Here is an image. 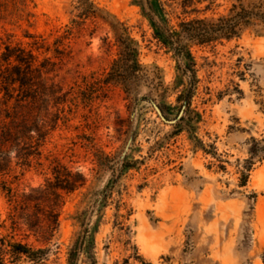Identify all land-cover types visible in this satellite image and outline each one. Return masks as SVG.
I'll return each instance as SVG.
<instances>
[{"label": "rangeland", "instance_id": "374dc122", "mask_svg": "<svg viewBox=\"0 0 264 264\" xmlns=\"http://www.w3.org/2000/svg\"><path fill=\"white\" fill-rule=\"evenodd\" d=\"M7 45L0 239L42 252L5 264H264V0H0Z\"/></svg>", "mask_w": 264, "mask_h": 264}, {"label": "trees", "instance_id": "16d2710c", "mask_svg": "<svg viewBox=\"0 0 264 264\" xmlns=\"http://www.w3.org/2000/svg\"><path fill=\"white\" fill-rule=\"evenodd\" d=\"M31 47H35V49H39V47L36 46L35 43H32ZM35 58L36 57L32 53V50L27 51L20 47H11L10 45H7L5 47L4 52H2L0 56V59L7 65H11L13 63L12 66L13 73H9L3 76V84H4L3 91H5L4 96L8 98L10 97L9 100L12 98L10 96L11 94L10 92H18L16 103L30 102L33 104V102L37 99V96L39 94L37 93L36 90L39 88L37 82H39L38 79L40 77V72L38 67H35L34 65ZM126 62L130 64V68L133 69L138 68V64L135 59L134 50L132 51L130 50L127 53ZM120 67L121 66H119V61H115L113 67L111 68V72L109 73V77L106 79V85H108L112 81L117 82V80H113L114 79L113 76L117 75L116 72H119ZM95 84H96L95 82L92 83V85ZM188 99L186 100L187 104H188ZM253 142H254L253 147L249 148L250 159L247 160L245 163V171L247 173L251 170L254 164L253 162L254 159L257 158L259 162L264 161V146L260 147L259 143L255 142V140H253ZM247 177L248 174H244L242 185H245ZM41 252H42L41 250H39L38 252H33L29 248L21 244H11L10 249L6 250L5 241L3 239H0V264H5V257L7 255H10L13 261H17L22 256H26L27 258L34 260V259H38L39 256H37V254Z\"/></svg>", "mask_w": 264, "mask_h": 264}, {"label": "water", "instance_id": "95a60500", "mask_svg": "<svg viewBox=\"0 0 264 264\" xmlns=\"http://www.w3.org/2000/svg\"><path fill=\"white\" fill-rule=\"evenodd\" d=\"M158 110V109H157ZM158 112H159V110H158ZM160 114V113H159Z\"/></svg>", "mask_w": 264, "mask_h": 264}]
</instances>
